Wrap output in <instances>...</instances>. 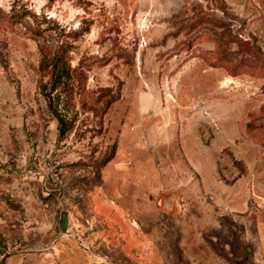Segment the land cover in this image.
I'll list each match as a JSON object with an SVG mask.
<instances>
[{"label": "rangeland", "instance_id": "1", "mask_svg": "<svg viewBox=\"0 0 264 264\" xmlns=\"http://www.w3.org/2000/svg\"><path fill=\"white\" fill-rule=\"evenodd\" d=\"M9 3L0 264H264V0Z\"/></svg>", "mask_w": 264, "mask_h": 264}, {"label": "trees", "instance_id": "2", "mask_svg": "<svg viewBox=\"0 0 264 264\" xmlns=\"http://www.w3.org/2000/svg\"><path fill=\"white\" fill-rule=\"evenodd\" d=\"M62 57V53L59 52L55 53V55L52 57V60L49 63V83L46 86L42 87V93H44V89L47 88V86L50 87L52 91L57 90V88L63 86L66 83L65 80H69L71 78L68 70L65 68V64L63 63ZM44 96L47 97V94L44 93ZM47 100L49 109H52V99L48 98ZM53 114L58 123L59 136L63 137L70 128V121H67L63 116L59 115L57 112L53 111Z\"/></svg>", "mask_w": 264, "mask_h": 264}, {"label": "clouds", "instance_id": "3", "mask_svg": "<svg viewBox=\"0 0 264 264\" xmlns=\"http://www.w3.org/2000/svg\"><path fill=\"white\" fill-rule=\"evenodd\" d=\"M0 8H4V10L7 12V11H10V3H9V0H0ZM38 11V9H37Z\"/></svg>", "mask_w": 264, "mask_h": 264}]
</instances>
